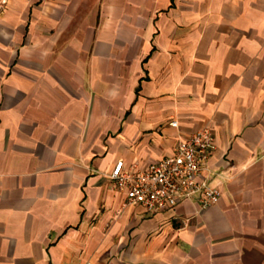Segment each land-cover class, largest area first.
Wrapping results in <instances>:
<instances>
[{"label":"crops","instance_id":"crops-1","mask_svg":"<svg viewBox=\"0 0 264 264\" xmlns=\"http://www.w3.org/2000/svg\"><path fill=\"white\" fill-rule=\"evenodd\" d=\"M204 126L218 204L124 205ZM0 264H264V0H5Z\"/></svg>","mask_w":264,"mask_h":264},{"label":"built area","instance_id":"built-area-1","mask_svg":"<svg viewBox=\"0 0 264 264\" xmlns=\"http://www.w3.org/2000/svg\"><path fill=\"white\" fill-rule=\"evenodd\" d=\"M4 4L1 0L0 8ZM170 124L177 126L175 121ZM214 149L211 127L204 126L181 138L171 156L142 168L126 169L118 160L108 177L127 206H142L154 213L181 200L195 199L200 209H206L220 200L218 188L209 181L208 160Z\"/></svg>","mask_w":264,"mask_h":264}]
</instances>
